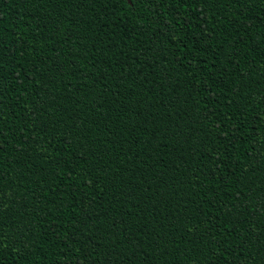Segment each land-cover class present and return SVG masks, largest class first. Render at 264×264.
<instances>
[{"label":"trees","instance_id":"trees-1","mask_svg":"<svg viewBox=\"0 0 264 264\" xmlns=\"http://www.w3.org/2000/svg\"><path fill=\"white\" fill-rule=\"evenodd\" d=\"M0 264H264V0H0Z\"/></svg>","mask_w":264,"mask_h":264}]
</instances>
